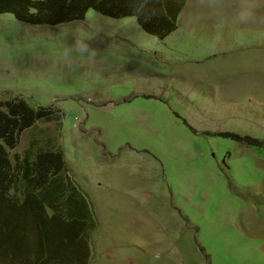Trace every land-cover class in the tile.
<instances>
[{"label":"rangeland","instance_id":"rangeland-1","mask_svg":"<svg viewBox=\"0 0 264 264\" xmlns=\"http://www.w3.org/2000/svg\"><path fill=\"white\" fill-rule=\"evenodd\" d=\"M256 3L241 23L221 0H187L164 39L136 16L94 8L57 25L0 14V101L20 97L56 117L25 129L11 160L47 138L62 149L71 192L92 212L89 264H264ZM78 40L96 55L79 53ZM248 78H261L257 90L242 87Z\"/></svg>","mask_w":264,"mask_h":264},{"label":"trees","instance_id":"trees-1","mask_svg":"<svg viewBox=\"0 0 264 264\" xmlns=\"http://www.w3.org/2000/svg\"><path fill=\"white\" fill-rule=\"evenodd\" d=\"M187 0H0V14L12 13L33 24L57 25L84 19L91 8L113 16H136L140 26L161 39L178 28ZM48 106L23 98L0 101V262L1 264H84L91 254L94 228L87 197L64 173L62 149L52 139L33 142L25 155L11 152L25 129L38 120L56 119ZM259 144L250 136L225 133ZM76 197V198H75ZM92 218V217H90Z\"/></svg>","mask_w":264,"mask_h":264},{"label":"clouds","instance_id":"clouds-1","mask_svg":"<svg viewBox=\"0 0 264 264\" xmlns=\"http://www.w3.org/2000/svg\"><path fill=\"white\" fill-rule=\"evenodd\" d=\"M223 7H229V8H237L239 9L237 14V19L241 23H248L251 21L256 9H257V3L256 0H221ZM79 46L77 48V51L81 53L82 55L85 53H90V57L95 56L96 52L95 49H90L89 45L85 42H82L78 40L77 42ZM71 51V49H65L64 55L68 56V53ZM65 156V155H64ZM66 165V163H65ZM65 170V168H64ZM67 179L68 173L64 171ZM69 176V175H68ZM68 180V179H67ZM91 249V248H90Z\"/></svg>","mask_w":264,"mask_h":264},{"label":"crops","instance_id":"crops-1","mask_svg":"<svg viewBox=\"0 0 264 264\" xmlns=\"http://www.w3.org/2000/svg\"><path fill=\"white\" fill-rule=\"evenodd\" d=\"M249 42H252V41H249ZM261 45H263L261 42V40L259 41ZM237 47L234 46V49H236ZM258 58V57H257ZM236 64V60L235 59H232V67L234 68V65ZM258 71H260L259 69H257ZM262 74H263V71H261ZM244 74H248V73H244ZM250 74V72H249ZM261 78H248L247 80H244V82L242 83V87L246 90V91H249V90H257L261 84ZM241 84V83H240ZM243 89V90H244ZM90 245V244H89ZM91 261V254L89 256V258L87 260H85V263L84 264H89Z\"/></svg>","mask_w":264,"mask_h":264}]
</instances>
